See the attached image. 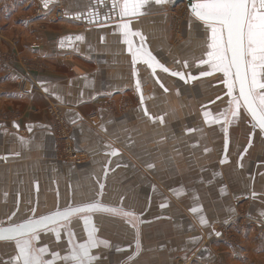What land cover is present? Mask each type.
Here are the masks:
<instances>
[{
	"label": "crops",
	"instance_id": "1",
	"mask_svg": "<svg viewBox=\"0 0 264 264\" xmlns=\"http://www.w3.org/2000/svg\"><path fill=\"white\" fill-rule=\"evenodd\" d=\"M176 2L0 0V225L99 209L0 242V264H24L25 241L75 264L89 233L90 264H264V135L209 55L212 25L189 15L177 32ZM51 107L79 163L61 159ZM242 214L230 246L215 228Z\"/></svg>",
	"mask_w": 264,
	"mask_h": 264
},
{
	"label": "snow or ice",
	"instance_id": "2",
	"mask_svg": "<svg viewBox=\"0 0 264 264\" xmlns=\"http://www.w3.org/2000/svg\"><path fill=\"white\" fill-rule=\"evenodd\" d=\"M150 2L160 4L165 0H125L122 14H143L141 9ZM193 12L200 20L213 25L212 46L216 51L209 55L216 56L220 61L219 67L226 73L235 67L241 95L251 105L253 90L264 88V83L258 80V69H264V0H203L193 6ZM124 27L128 28V25ZM260 101L264 104V96L260 97ZM260 126L264 127V118H261ZM8 231L11 235L0 233V239H15L17 235L35 231V228L29 224ZM91 235L89 233L88 245H81L78 251L65 259L75 261V264H90L95 258L90 256L89 249L96 247ZM29 248L28 241L19 245L24 264H42L39 256L30 254ZM40 251L44 252L46 249Z\"/></svg>",
	"mask_w": 264,
	"mask_h": 264
},
{
	"label": "water",
	"instance_id": "3",
	"mask_svg": "<svg viewBox=\"0 0 264 264\" xmlns=\"http://www.w3.org/2000/svg\"><path fill=\"white\" fill-rule=\"evenodd\" d=\"M182 3H185L187 10L189 11L190 15L194 17L196 20L207 24L212 25L210 22L202 21L198 17L195 16L193 12V6L195 4L203 2V0H181ZM98 16V14H97ZM110 18H103L101 20L92 19L91 23H101V22H107ZM213 26V25H212ZM230 55V54H229ZM221 72L227 74L230 76L231 80L233 81L235 85V89L237 92V97L241 105L244 107L245 111L247 112L248 116L250 117L252 121V125L254 128L258 129L263 135H264V127L260 126V120L261 118H264V104L261 103L260 97L261 94L256 92V89L253 90L252 96H251V105L246 102L245 97L241 95L240 92V83H239V77L236 74L235 67H232L227 73L223 70H220ZM255 113V114H254ZM98 208L95 206H84L80 208L75 209H68V210H58L54 213H51L47 216H43L38 219H29L26 221H22L18 224H1L0 225V233H2L5 236L11 235V233L8 231L9 229H17L21 225H32L35 228V231L33 232H26L22 235H17L15 239H0V242H15L23 239H28L31 237H34L35 235L45 232L51 228L57 227L62 224L68 223L73 217H77L82 214H88L96 211ZM99 210V209H98ZM104 210V209H103Z\"/></svg>",
	"mask_w": 264,
	"mask_h": 264
},
{
	"label": "built area",
	"instance_id": "4",
	"mask_svg": "<svg viewBox=\"0 0 264 264\" xmlns=\"http://www.w3.org/2000/svg\"><path fill=\"white\" fill-rule=\"evenodd\" d=\"M35 12H36V15L38 16L41 14L40 9H37ZM50 19L53 22L62 23L67 20V16L65 12L63 11V9L60 6H58V7H55L53 11L51 12ZM3 57H5V59L8 60L7 56H3ZM49 114L52 117L56 125L55 134L57 135V142L58 143H61L62 141L66 142L64 151L66 152L67 156L62 155V153L60 152L61 159L68 160V161H75L79 163L80 160L76 152L73 151L71 147V141H70L71 128L69 124L66 122L64 114L55 107H51L49 109ZM225 229L227 230V228Z\"/></svg>",
	"mask_w": 264,
	"mask_h": 264
},
{
	"label": "rangeland",
	"instance_id": "5",
	"mask_svg": "<svg viewBox=\"0 0 264 264\" xmlns=\"http://www.w3.org/2000/svg\"><path fill=\"white\" fill-rule=\"evenodd\" d=\"M177 2L174 3L173 7L170 9L169 12L171 15L174 16L173 20L171 21V25L173 24V26L176 28V31L178 32V31H181L182 29L181 26H184L185 21L186 19L189 18L190 13L186 8L185 3H182L180 0L179 1L177 0ZM54 129H56V125ZM65 144L66 142L64 141H62L61 143H58L56 141V146L60 149V152L62 153V155L67 156L66 152L64 151ZM71 147L73 151H75V147L73 144H71ZM245 221H246L245 216L242 214L235 224H225L221 226H216L215 230L217 232H220L221 240L231 246L237 243L235 227H239L241 225V222H245ZM225 228H227V230ZM217 263L218 262H215L214 264H217ZM201 264H207V263L203 262ZM210 264H213V263H210Z\"/></svg>",
	"mask_w": 264,
	"mask_h": 264
}]
</instances>
